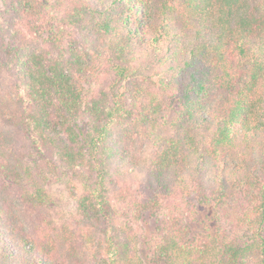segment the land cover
Wrapping results in <instances>:
<instances>
[{
  "label": "trees",
  "instance_id": "1",
  "mask_svg": "<svg viewBox=\"0 0 264 264\" xmlns=\"http://www.w3.org/2000/svg\"><path fill=\"white\" fill-rule=\"evenodd\" d=\"M0 2V264H143L144 212L158 264H264V0Z\"/></svg>",
  "mask_w": 264,
  "mask_h": 264
},
{
  "label": "rangeland",
  "instance_id": "2",
  "mask_svg": "<svg viewBox=\"0 0 264 264\" xmlns=\"http://www.w3.org/2000/svg\"><path fill=\"white\" fill-rule=\"evenodd\" d=\"M3 6L0 2V11ZM1 23V21H0ZM3 69L0 68V94L3 93V87H6L8 81L3 74ZM15 148L18 150L19 156L26 162L37 159V152L34 150L26 135L20 134L16 139ZM47 188L50 190V213L57 223H60L65 217H68L69 212L72 209V203L63 196L54 191L57 186L54 178H46ZM183 201L188 205L186 209V221L188 224L189 236L194 235H210L215 237L218 241H221L222 231L228 235L233 236L229 233V227L219 221L215 215V212L207 206L204 202L200 201L194 193L191 195H185ZM183 210V209H182ZM181 210V211H182ZM162 213V212H161ZM161 213L144 212L141 218L138 220V224L135 227V245L138 256L143 264H158L153 258L154 242L158 239L160 221L162 218ZM250 234L246 231L238 232L236 238L240 244H244ZM162 264V263H160Z\"/></svg>",
  "mask_w": 264,
  "mask_h": 264
}]
</instances>
